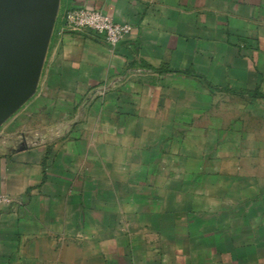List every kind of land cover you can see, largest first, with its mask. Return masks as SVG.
Segmentation results:
<instances>
[{
    "label": "crops",
    "instance_id": "obj_1",
    "mask_svg": "<svg viewBox=\"0 0 264 264\" xmlns=\"http://www.w3.org/2000/svg\"><path fill=\"white\" fill-rule=\"evenodd\" d=\"M83 6L133 31L53 37L0 125V264H264V217L206 201L209 172L261 164L223 152L257 148L264 0H60L56 27Z\"/></svg>",
    "mask_w": 264,
    "mask_h": 264
},
{
    "label": "water",
    "instance_id": "obj_2",
    "mask_svg": "<svg viewBox=\"0 0 264 264\" xmlns=\"http://www.w3.org/2000/svg\"><path fill=\"white\" fill-rule=\"evenodd\" d=\"M60 0H0V125L36 93Z\"/></svg>",
    "mask_w": 264,
    "mask_h": 264
},
{
    "label": "rangeland",
    "instance_id": "obj_3",
    "mask_svg": "<svg viewBox=\"0 0 264 264\" xmlns=\"http://www.w3.org/2000/svg\"><path fill=\"white\" fill-rule=\"evenodd\" d=\"M51 39V41H53V37ZM51 41L49 44L50 50L53 47H51ZM50 50H47L43 68L49 63ZM43 68L42 72L45 76L46 69L43 70ZM40 88L41 87L38 88V92H41ZM263 122L264 120L257 122L259 127L254 126V124L250 126V129L254 132H250L249 137L251 141L257 142L255 145L257 148H242L239 154L236 150L225 149L223 152L225 154L224 157L233 155L243 161H248V158H254L255 162L256 160H260L261 164H242L241 166L235 167H212L218 169L219 172H209L214 178V183H212V185L216 188V184H218L220 188H218L219 193L217 196H213L215 190L210 191V197H208L206 201L210 206H215L219 209L222 207L225 208L224 217L226 223H234L235 225L246 223L255 224L258 223L260 218L264 217V127L262 124H259ZM255 130H257V133H255ZM252 146H254V144L252 145L251 143V148ZM261 146H263V149L260 148ZM205 152L208 153L209 151ZM216 176L218 178H216ZM215 179L218 181L215 182ZM218 196H221V198H218Z\"/></svg>",
    "mask_w": 264,
    "mask_h": 264
},
{
    "label": "built area",
    "instance_id": "obj_4",
    "mask_svg": "<svg viewBox=\"0 0 264 264\" xmlns=\"http://www.w3.org/2000/svg\"><path fill=\"white\" fill-rule=\"evenodd\" d=\"M59 20L60 24L56 27L55 22L52 34L58 42L65 33H91L102 38L111 48H115L133 31L130 25L115 23L110 16L92 6L65 10ZM9 201L7 196L0 195V207L8 204Z\"/></svg>",
    "mask_w": 264,
    "mask_h": 264
}]
</instances>
